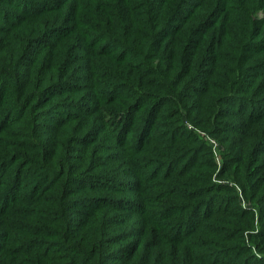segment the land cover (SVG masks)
<instances>
[{"label":"trees","instance_id":"16d2710c","mask_svg":"<svg viewBox=\"0 0 264 264\" xmlns=\"http://www.w3.org/2000/svg\"><path fill=\"white\" fill-rule=\"evenodd\" d=\"M0 264H264V0H0Z\"/></svg>","mask_w":264,"mask_h":264},{"label":"built area","instance_id":"2783aa9c","mask_svg":"<svg viewBox=\"0 0 264 264\" xmlns=\"http://www.w3.org/2000/svg\"><path fill=\"white\" fill-rule=\"evenodd\" d=\"M192 127V126H191ZM193 128V127H192ZM213 143H215V141L212 140ZM216 144V143H215Z\"/></svg>","mask_w":264,"mask_h":264},{"label":"rangeland","instance_id":"374dc122","mask_svg":"<svg viewBox=\"0 0 264 264\" xmlns=\"http://www.w3.org/2000/svg\"><path fill=\"white\" fill-rule=\"evenodd\" d=\"M244 202V201H243ZM255 250V249H254ZM256 251V250H255ZM258 256H260V254H258Z\"/></svg>","mask_w":264,"mask_h":264}]
</instances>
